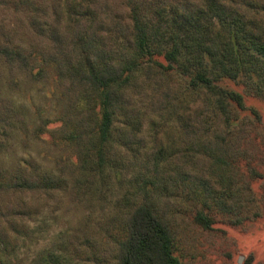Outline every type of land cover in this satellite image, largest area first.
Returning a JSON list of instances; mask_svg holds the SVG:
<instances>
[{"label": "rangeland", "instance_id": "374dc122", "mask_svg": "<svg viewBox=\"0 0 264 264\" xmlns=\"http://www.w3.org/2000/svg\"><path fill=\"white\" fill-rule=\"evenodd\" d=\"M239 1L248 28L235 51L219 20L192 24L174 4L162 11L164 33L153 42L151 58L165 67L157 81L173 99L143 120L142 135L152 136L145 148L111 150L120 158L114 171L98 165L90 128L79 152L67 137L81 115L95 110V97L66 91L55 66L45 62L51 48L42 26L46 1L1 0L0 43L22 46L34 69L0 64V232L8 236H0V264H106L110 241L123 231L130 180L118 183L114 174L130 177L135 168L146 173L156 203L168 191L167 216L183 264H264V56L255 49L264 44V0ZM218 35L224 40L213 56L208 46ZM175 49L176 60H169ZM40 70L46 79L35 77ZM197 74L211 81L210 89L194 88ZM225 94L239 95L241 104ZM85 122L91 126L88 116ZM153 147L162 152L159 173L147 161ZM19 179L36 187L8 188ZM198 209L213 217L212 230L194 222Z\"/></svg>", "mask_w": 264, "mask_h": 264}, {"label": "trees", "instance_id": "16d2710c", "mask_svg": "<svg viewBox=\"0 0 264 264\" xmlns=\"http://www.w3.org/2000/svg\"><path fill=\"white\" fill-rule=\"evenodd\" d=\"M45 1L48 10H41L42 26L51 41L45 62L55 66L56 81L66 91L79 89L95 97V110L86 115L91 126H85L86 116L81 115L78 126L67 137L75 142L79 152L90 128L96 133L98 165L104 167L108 163L114 171L113 164L119 165L120 158L111 150L134 145L145 148L152 136L142 135L143 120L165 111L173 99L157 81L160 69L165 67L151 58L153 42L164 33L160 24L162 11L174 4L192 24L201 18L219 20L227 40L231 41L232 51L243 47L239 34L248 28L242 11L244 2L239 0ZM73 3L77 4L75 9L79 13H72ZM223 40L218 35L211 41L208 46L211 55L217 56L218 43ZM255 49L264 56V44H255ZM177 54L175 49L166 57L176 60ZM1 63L25 73H33L34 69L30 55L12 41L0 43ZM35 77L46 79L47 75L40 70ZM199 83L211 88V81L202 74L191 81L194 88ZM145 93L148 96L144 100ZM225 95L241 104L239 95ZM73 110L72 106L67 109L68 121L73 120ZM146 156L153 170L159 173L161 149L153 147L146 151ZM214 159L219 162L220 156L217 154ZM142 163L145 166L144 159ZM114 175L118 183L122 179L130 180L121 210L123 231L110 241L111 259L106 264H183L176 255V236L167 216L172 205L168 191L161 193L156 203L152 189L144 182L146 173L135 168L130 177L123 172ZM80 180L76 178L75 183L79 185ZM35 187V182L19 179L8 188L29 191ZM193 220L204 230H212L214 225L213 217L200 209L195 211ZM0 236L8 239L5 233L0 232ZM246 264H252L251 259Z\"/></svg>", "mask_w": 264, "mask_h": 264}]
</instances>
